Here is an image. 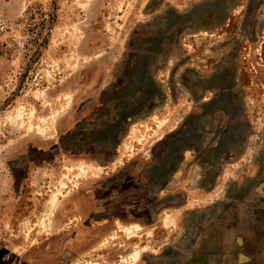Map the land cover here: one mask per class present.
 Wrapping results in <instances>:
<instances>
[{
    "label": "rangeland",
    "instance_id": "374dc122",
    "mask_svg": "<svg viewBox=\"0 0 264 264\" xmlns=\"http://www.w3.org/2000/svg\"><path fill=\"white\" fill-rule=\"evenodd\" d=\"M0 264H264V0H0Z\"/></svg>",
    "mask_w": 264,
    "mask_h": 264
},
{
    "label": "bare ground",
    "instance_id": "6f19581e",
    "mask_svg": "<svg viewBox=\"0 0 264 264\" xmlns=\"http://www.w3.org/2000/svg\"><path fill=\"white\" fill-rule=\"evenodd\" d=\"M55 199V198H54ZM53 202V201H52ZM129 250V249H128Z\"/></svg>",
    "mask_w": 264,
    "mask_h": 264
}]
</instances>
